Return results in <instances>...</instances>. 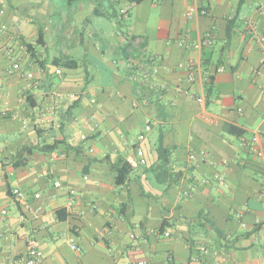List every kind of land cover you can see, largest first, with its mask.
Here are the masks:
<instances>
[{
	"label": "crops",
	"instance_id": "1",
	"mask_svg": "<svg viewBox=\"0 0 264 264\" xmlns=\"http://www.w3.org/2000/svg\"><path fill=\"white\" fill-rule=\"evenodd\" d=\"M34 2L0 19V264H264V0Z\"/></svg>",
	"mask_w": 264,
	"mask_h": 264
},
{
	"label": "trees",
	"instance_id": "2",
	"mask_svg": "<svg viewBox=\"0 0 264 264\" xmlns=\"http://www.w3.org/2000/svg\"><path fill=\"white\" fill-rule=\"evenodd\" d=\"M74 1L75 0H68L67 4L71 5ZM1 8H2V4L0 2V12H1ZM17 37H19V36H17ZM21 44L23 46H25L27 48L28 52H31L33 57H34V55H35L34 54V46L32 44L26 43L24 40H21ZM45 44H46V42H45L44 29H43L42 26H38L37 45L43 46ZM228 131H229V133L231 135H234V136H237V137H239V136H241L243 134V132L239 128L235 127V126H228ZM61 145H62L61 141H55L52 145H44L43 147L39 148V150L41 152H44V153H53L56 150H58ZM157 152H158V155H159V160H158V163L156 164V166L153 168V171H157L159 173V175H161L162 177L164 176V178H165L166 174L168 173V163H169L170 151L164 147L162 138L159 139ZM24 163H25V161L20 158L14 164V167L19 168ZM131 169L132 168H131V166L128 163H124V165L121 166L118 169V177L116 179V184L118 186H122V185L125 184L127 176L130 174ZM66 217L67 216H66V214H65V212L63 210L62 211H60V210L58 211V219H59V221H65ZM199 218L202 219L203 215L200 214ZM205 221L207 222V224L211 227V229L218 236H221V237L224 236V234L220 230L216 229L215 226L210 221H208V220H205ZM167 225H168V223L165 220L164 223L162 224V226L160 227L161 235H164L166 233ZM190 233H191L190 241L192 240V242H194L195 230H193V227H192V231Z\"/></svg>",
	"mask_w": 264,
	"mask_h": 264
},
{
	"label": "built area",
	"instance_id": "3",
	"mask_svg": "<svg viewBox=\"0 0 264 264\" xmlns=\"http://www.w3.org/2000/svg\"><path fill=\"white\" fill-rule=\"evenodd\" d=\"M165 1H174V0H153V2L155 4H160V3L165 2ZM198 14L207 15L208 12L206 10L200 11L199 8H197V7H192V8H190L188 13L186 14V17L192 18ZM4 15H5V11L3 10L0 12V19L3 18ZM4 29H5V27H4ZM250 33L253 35V37H255L259 40L260 44L263 46V49H264V36L259 35L257 30L253 26H250ZM211 45H213V41L210 38H207V39H203V40L199 41L198 43H196L195 48L198 50H203L204 48H208ZM189 72H190V81L192 82V81H194V74H195V69L193 66H190ZM27 79H29L31 81V84L29 85L30 88H32L33 86L37 87L38 83L34 82V78H33L32 74H29L27 76ZM199 101L201 103H204L203 98H201ZM217 179L219 180V183L221 186L226 187V182L223 178L217 177ZM75 248L79 249L77 246H75ZM40 263H41V260L38 257V253L35 250H32L28 254V256H26V257H24L21 260L16 262V264H40Z\"/></svg>",
	"mask_w": 264,
	"mask_h": 264
},
{
	"label": "rangeland",
	"instance_id": "4",
	"mask_svg": "<svg viewBox=\"0 0 264 264\" xmlns=\"http://www.w3.org/2000/svg\"><path fill=\"white\" fill-rule=\"evenodd\" d=\"M0 2L2 4L1 11H5L4 18L8 24L5 33H9L11 35L12 26L15 27L20 22L19 20L14 22V17H20L23 21H28L33 25L38 21L36 14L37 10H40L41 8L34 7L36 4L34 0H0ZM15 36H17V34H15ZM215 258H218V256L216 255Z\"/></svg>",
	"mask_w": 264,
	"mask_h": 264
}]
</instances>
